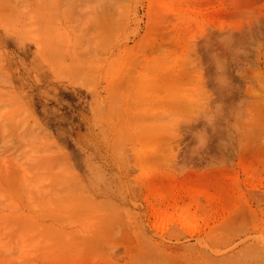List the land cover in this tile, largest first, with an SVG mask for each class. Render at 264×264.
I'll return each instance as SVG.
<instances>
[{
	"label": "rangeland",
	"instance_id": "1",
	"mask_svg": "<svg viewBox=\"0 0 264 264\" xmlns=\"http://www.w3.org/2000/svg\"><path fill=\"white\" fill-rule=\"evenodd\" d=\"M0 264H264V0H0Z\"/></svg>",
	"mask_w": 264,
	"mask_h": 264
},
{
	"label": "bare ground",
	"instance_id": "2",
	"mask_svg": "<svg viewBox=\"0 0 264 264\" xmlns=\"http://www.w3.org/2000/svg\"><path fill=\"white\" fill-rule=\"evenodd\" d=\"M71 5H72V4H71ZM72 12H73V11H72ZM87 28H88V27H87ZM88 29H89V28H88ZM174 74H176V73H174ZM170 75H171V74H170ZM172 79H173V78H172ZM191 81H192V80L189 81L190 84H191ZM181 83L183 84V81H181ZM194 83H195V82H194ZM181 86H182V85H181ZM178 103H179V102H178ZM183 104H184V103H183ZM180 105H182V102H181ZM184 105H185V104H184ZM185 106H186V105H185ZM187 107H188V106H187ZM159 214H160V215H164L162 212H159Z\"/></svg>",
	"mask_w": 264,
	"mask_h": 264
}]
</instances>
